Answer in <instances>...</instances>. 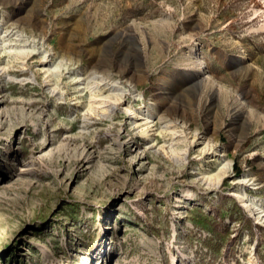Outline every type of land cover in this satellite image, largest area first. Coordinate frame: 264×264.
Instances as JSON below:
<instances>
[{
    "label": "rangeland",
    "instance_id": "obj_1",
    "mask_svg": "<svg viewBox=\"0 0 264 264\" xmlns=\"http://www.w3.org/2000/svg\"><path fill=\"white\" fill-rule=\"evenodd\" d=\"M235 193L264 216V0H0V264H264Z\"/></svg>",
    "mask_w": 264,
    "mask_h": 264
},
{
    "label": "bare ground",
    "instance_id": "obj_2",
    "mask_svg": "<svg viewBox=\"0 0 264 264\" xmlns=\"http://www.w3.org/2000/svg\"><path fill=\"white\" fill-rule=\"evenodd\" d=\"M241 58H243V56H242ZM198 62H199V61H198ZM203 71H204V70H203L202 68L197 69V71L195 72L194 76L197 75V74H200V73L203 72ZM189 76H190V75H189ZM95 97H96V96H95ZM113 105H114V104H113ZM129 113H130V115H131V118H134V117H135V112L129 110ZM150 113H151V112H148V113H147V119L150 118ZM145 132H146V131H145ZM145 132H143V133H145ZM146 134H147V133H146ZM205 177H206V176H205ZM235 195L241 200V202L243 203V207L246 208V209H248V210L251 212V214H253V215L256 217V219H257L258 221H263V220H264V216L262 215L261 211H259V210L255 209V208H253V206H252L251 202L249 201V199H245V198L242 197L239 193H235ZM173 258H175V257H173Z\"/></svg>",
    "mask_w": 264,
    "mask_h": 264
}]
</instances>
